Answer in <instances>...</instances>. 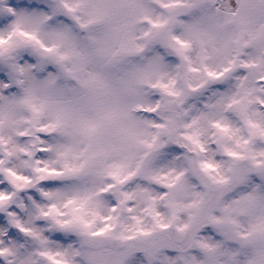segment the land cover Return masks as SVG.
Segmentation results:
<instances>
[{
	"label": "clouds",
	"instance_id": "clouds-1",
	"mask_svg": "<svg viewBox=\"0 0 264 264\" xmlns=\"http://www.w3.org/2000/svg\"><path fill=\"white\" fill-rule=\"evenodd\" d=\"M23 2L52 15L57 0ZM108 2L116 8L107 28L81 29L70 16L57 14L37 35L48 47L69 51L54 36L67 26L80 49L86 46L91 57L80 79L89 73L102 74L110 89L102 98L104 104L125 115L102 141L90 145L60 132H39V127L50 122L47 113L33 123V113L24 105L17 106L16 123L0 128V135L11 136L17 148L31 154L17 150L9 156L13 144L0 145V167L31 178L23 190L14 189L13 207L23 205L15 207L14 219L46 243L42 245L10 223H0V248L15 246V254L0 256V264L25 260L56 264L64 259L70 264H250L264 250V239L245 245L236 233L247 231L255 217L264 216V136L259 135L264 129V48L231 43L240 24L235 20L225 23V18L240 0ZM76 15L86 21L82 11ZM7 20L0 17V23ZM249 27L264 28V18L251 19ZM110 31H114L111 47L115 56H96L91 38H104ZM121 44L130 50L121 52ZM52 55L29 43L17 49L11 60L0 61V96H23L30 85L8 65L31 62L43 65L33 73L35 86L39 88L51 73L56 82L46 90L49 94L62 90L64 102L82 103L88 90L65 71L76 58L61 67ZM245 63L254 66L244 67ZM225 68L230 70L224 72ZM210 72L218 75L210 76ZM25 130L32 135L17 134ZM57 145H71L75 155L67 160L58 157ZM101 145L104 154L93 155ZM49 146L52 151H40ZM66 162L84 167L68 173ZM45 167L65 174L36 171ZM244 170L246 179L238 182ZM41 175L44 180L39 179ZM0 177V182L7 180L3 173ZM250 194L257 197L250 213L233 211L235 224L213 222L212 217L226 215L225 209L240 208ZM85 196L87 202L80 208ZM69 199L75 203L67 204ZM7 212L0 216L12 219ZM65 221H72L73 226L61 228ZM104 228L108 231L93 235ZM58 252L65 255H55Z\"/></svg>",
	"mask_w": 264,
	"mask_h": 264
},
{
	"label": "snow or ice",
	"instance_id": "snow-or-ice-1",
	"mask_svg": "<svg viewBox=\"0 0 264 264\" xmlns=\"http://www.w3.org/2000/svg\"><path fill=\"white\" fill-rule=\"evenodd\" d=\"M116 6L109 3L108 0H75L74 3H68L66 0H57L56 4L52 7V15L63 14L68 15L72 19L79 22L81 29H89V27L104 26L109 27L112 24V17L115 13ZM82 11L86 16V21L81 22L80 16L76 15ZM52 15L43 9L29 6L20 0H0V17H7L6 23H0V61L7 62L12 59V55L22 45L35 44L38 45L44 53L53 54L50 56L54 62L61 67L65 66V62L72 59L74 56L76 59L72 63L71 68H65L67 75L73 79L79 80L80 84L88 90V96L82 103H67L64 102L61 97L63 95L62 90H59L55 95L49 94L46 90L52 89L56 82V77L51 73L49 78L41 83L38 88L35 86L34 71L42 69V64H33L31 62L26 63L24 66H19L15 63H11L8 67L13 73L19 71L23 74L26 81L29 83V87L24 89L23 96L5 97L0 96V128L5 125L11 127L16 123L14 116L18 105L26 106L33 113V123H38L41 114L47 113L49 123L39 127L37 130L41 133H53L60 132L71 136L73 139L77 137L82 138L90 145L102 141V139L110 132L114 122L122 118L125 114L119 112L116 108L106 106L103 102V97L110 91L109 85L105 77L100 73H89L86 79H80L79 73L90 62L91 57L88 52L81 50L76 43V38L71 33V30L65 26V28L58 30L54 33L56 39L60 40L69 51L59 52L56 50V46L48 47L38 37L40 27L48 20L52 18ZM254 18H264V0H240L237 8L230 11L225 18V23L235 20L240 24V32L231 43L238 47H252V48H264V28L255 29L249 27V21ZM31 29V31L26 29ZM114 37V31H110L104 38L97 39L92 37V43L94 48V54L99 57L113 58L115 53L112 50V40ZM22 38V39H20ZM212 39L211 36L208 37ZM121 52H127L130 49L125 44L120 46ZM71 52V55L69 54ZM244 67H252L254 65L245 63ZM229 68H225L224 72L229 71ZM210 76L218 75L216 73H209ZM219 75H223L220 73ZM8 87L7 84L4 85ZM72 91H76L75 88ZM249 94L245 92V96ZM233 103H240V101L233 100ZM246 108V104L243 106ZM252 128H257V125L252 124ZM20 136H30L31 131H19L17 133ZM255 134V133H254ZM259 135L264 136V129L259 130ZM35 143V141H34ZM39 143L43 144L44 141L40 140ZM13 144L12 137L5 138L0 135V145ZM22 153H28L26 148H17L13 144L12 150L7 152V155L12 156L16 151ZM53 148L42 147L41 152L52 151ZM57 156L67 160L70 155H75V150L71 145H57L55 147ZM105 149L101 145L99 152L96 154H104ZM230 156H237L235 152H229ZM264 155V153H261ZM27 163V162H25ZM3 161L0 160V165ZM84 167L81 164L79 167L70 166L67 162L64 164V169L68 173H78ZM208 168L210 165H203ZM37 172H46L49 175L63 176L64 171L57 169L37 168ZM0 173H3L7 177V180L0 182V213L8 210L7 216L13 217L12 219H5L0 216V223H10L15 229L23 232L27 235H31L38 239L43 245L46 243L44 239H41L39 234L30 229L24 228L21 223L14 219L16 212L15 207H23L22 204L13 207L15 198V190H23L26 185L32 183L31 178L23 177L19 175L12 168L0 167ZM115 175V174H113ZM247 171H241L237 176V181L242 182L246 179ZM264 176V172H261ZM3 177H0L2 180ZM40 180H44L45 176L41 175ZM223 182V180H221ZM46 196L52 195L51 193H44ZM88 197H83L80 204V208H83L87 202ZM75 203V199H69L67 204L71 205ZM257 205V197L255 195H248L243 198V203L238 209H225L226 215L223 218L212 217L213 222L219 226L226 224H235L232 219V212L237 211L239 213L248 214ZM79 209H77L78 211ZM46 215V213H45ZM84 227H87V222H84L81 217H76ZM72 221H65L60 223L61 228L72 227ZM187 227V225H185ZM108 231L107 228L101 229L93 235H102ZM3 234V233H0ZM236 236L240 238V242L245 245L254 243L256 239H264V216L255 217L249 225V228L245 232H237ZM205 247H207L205 245ZM15 246L0 248V256L14 255ZM74 255L76 253H73ZM41 255L47 256L49 260H53L54 257L48 252H42ZM57 256H64V253H56ZM22 264H32L31 260H25ZM56 264H70L68 259L58 261ZM250 264H264V250H261L257 257L250 262Z\"/></svg>",
	"mask_w": 264,
	"mask_h": 264
}]
</instances>
